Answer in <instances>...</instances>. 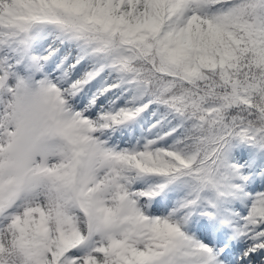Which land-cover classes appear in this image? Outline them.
<instances>
[{
	"label": "snow or ice",
	"instance_id": "1",
	"mask_svg": "<svg viewBox=\"0 0 264 264\" xmlns=\"http://www.w3.org/2000/svg\"><path fill=\"white\" fill-rule=\"evenodd\" d=\"M0 264H264V0H0Z\"/></svg>",
	"mask_w": 264,
	"mask_h": 264
}]
</instances>
